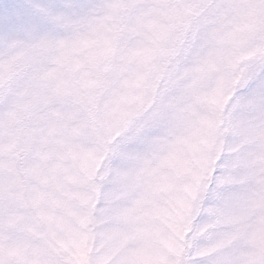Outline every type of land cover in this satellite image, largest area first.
Returning <instances> with one entry per match:
<instances>
[{"label": "snow or ice", "instance_id": "1", "mask_svg": "<svg viewBox=\"0 0 264 264\" xmlns=\"http://www.w3.org/2000/svg\"><path fill=\"white\" fill-rule=\"evenodd\" d=\"M0 264H264V0H0Z\"/></svg>", "mask_w": 264, "mask_h": 264}]
</instances>
